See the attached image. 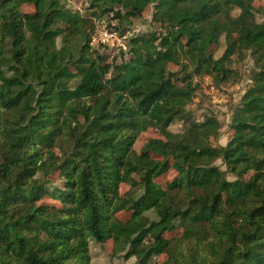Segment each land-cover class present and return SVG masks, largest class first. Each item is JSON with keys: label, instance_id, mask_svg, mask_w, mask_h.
I'll list each match as a JSON object with an SVG mask.
<instances>
[{"label": "trees", "instance_id": "obj_1", "mask_svg": "<svg viewBox=\"0 0 264 264\" xmlns=\"http://www.w3.org/2000/svg\"><path fill=\"white\" fill-rule=\"evenodd\" d=\"M65 1L0 0V264H91L90 245L107 242L135 264H264V10L254 0H85L87 17ZM149 9L156 28L111 61L91 45L93 19L112 15L123 34ZM247 54L249 84L216 146L220 121L187 111L196 78L233 84ZM150 129L160 138L136 151Z\"/></svg>", "mask_w": 264, "mask_h": 264}, {"label": "rangeland", "instance_id": "obj_2", "mask_svg": "<svg viewBox=\"0 0 264 264\" xmlns=\"http://www.w3.org/2000/svg\"><path fill=\"white\" fill-rule=\"evenodd\" d=\"M66 6L68 9L73 11H79L82 15L90 17L92 10H86L88 7L85 0H66ZM253 6L255 10H264V0H254ZM21 12L24 14H31L33 8L29 5H23L20 8ZM151 14L152 9H149L141 18L132 20L130 25H124L125 33H121L120 30L116 31V38L108 39L102 43L104 34H109L113 32V28L118 27L117 21L112 20V15L104 16L101 20H95V30L92 34L91 45L101 53H104L112 58H115L119 54V50H126L127 39L134 34H143L156 28L155 25L151 23ZM234 15L238 14V10H235ZM257 22H261L262 16L256 14ZM118 32V33H117ZM127 36L126 38L124 36ZM221 44L219 49L215 51V59H218L224 51V38L220 40ZM233 67L239 72L240 77L233 84H223L220 87H216L211 78L208 76L198 77L200 87L197 92L196 98L193 102L187 107V111L192 115V117L198 121L202 122L204 117L207 115H214L221 123V130L219 136L216 140L213 141L214 145L225 146L230 137L229 122L231 114L235 106L240 100L244 90L249 84L250 72L253 69V60L250 55L247 54L246 58L240 62H234ZM183 129V121L176 120L171 126L170 131L173 133H179ZM152 138H160L158 133L155 130H148L145 133H142L137 139L135 146L136 151H139L142 146ZM217 166H220L222 170L224 167L221 166L220 162L216 163ZM175 177V172L171 170L166 175L161 176L156 180V182L162 186L165 183L172 181ZM56 179V177H53ZM229 179L233 177L228 175ZM57 180L56 184H59L60 181ZM55 181V180H53ZM130 192L128 186L122 185L120 188V193L126 195ZM132 192V191H131ZM47 203H50L46 201ZM130 213L125 212L119 215L121 219H127ZM181 230L177 229L170 234H166L167 239L173 240L174 238L179 237ZM90 256L91 264H135V259H130L125 261L122 257H117L112 255V244L107 242L104 245H90ZM167 257L162 255L153 260V263L162 264L165 262Z\"/></svg>", "mask_w": 264, "mask_h": 264}, {"label": "built area", "instance_id": "obj_3", "mask_svg": "<svg viewBox=\"0 0 264 264\" xmlns=\"http://www.w3.org/2000/svg\"><path fill=\"white\" fill-rule=\"evenodd\" d=\"M116 36H117V34L114 31L112 33H109V34H104L103 39H102V43H104L108 39L116 38ZM124 37L126 38L127 36L125 35Z\"/></svg>", "mask_w": 264, "mask_h": 264}]
</instances>
